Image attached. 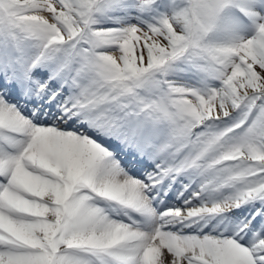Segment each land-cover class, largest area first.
I'll return each instance as SVG.
<instances>
[{
  "label": "snow or ice",
  "instance_id": "6c2138e0",
  "mask_svg": "<svg viewBox=\"0 0 264 264\" xmlns=\"http://www.w3.org/2000/svg\"><path fill=\"white\" fill-rule=\"evenodd\" d=\"M0 264H264V0H0Z\"/></svg>",
  "mask_w": 264,
  "mask_h": 264
},
{
  "label": "bare ground",
  "instance_id": "6f19581e",
  "mask_svg": "<svg viewBox=\"0 0 264 264\" xmlns=\"http://www.w3.org/2000/svg\"><path fill=\"white\" fill-rule=\"evenodd\" d=\"M165 259H166V260H167V259H170V255H168V254L166 253Z\"/></svg>",
  "mask_w": 264,
  "mask_h": 264
}]
</instances>
